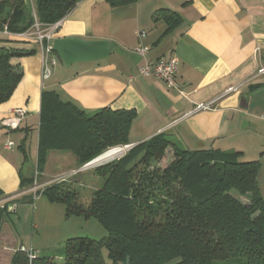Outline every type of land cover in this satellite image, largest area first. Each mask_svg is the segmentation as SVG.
Segmentation results:
<instances>
[{
  "label": "trees",
  "instance_id": "obj_1",
  "mask_svg": "<svg viewBox=\"0 0 264 264\" xmlns=\"http://www.w3.org/2000/svg\"><path fill=\"white\" fill-rule=\"evenodd\" d=\"M82 0L0 1V32L22 34L53 25ZM135 0H106L122 6ZM174 20L173 13L156 12L154 19ZM0 37V43H9ZM34 49L0 47V104L7 102L23 72L11 61L34 55ZM136 113L101 108L87 114L53 91L41 93L37 129V174L51 152H67L82 168L108 150L127 147L123 154L101 162L93 175L102 180L90 203H78L74 181L53 183L40 191L51 204L65 207L67 216L96 220L107 232L100 240L73 238L63 248L64 264H214L242 258L243 264H264V199L257 176L258 161L241 162L240 153L183 150L158 134L130 145L128 137ZM19 128V127H18ZM27 137L22 139L24 151ZM23 190L34 177L18 171ZM235 192L236 195H233ZM9 199L0 189V199ZM22 199L0 206V228ZM34 253V252H33ZM128 260V263H126ZM10 264H54L47 257L29 261L17 250Z\"/></svg>",
  "mask_w": 264,
  "mask_h": 264
},
{
  "label": "crops",
  "instance_id": "obj_2",
  "mask_svg": "<svg viewBox=\"0 0 264 264\" xmlns=\"http://www.w3.org/2000/svg\"><path fill=\"white\" fill-rule=\"evenodd\" d=\"M159 10L173 13L174 20H155ZM137 32L145 37L138 38ZM27 33L16 38L0 32L10 41L0 47L36 51L11 61L23 76L11 98L0 104V189L7 197L28 196L31 189H19L11 137L22 140L37 131L41 93L53 91L87 114L104 107L135 111L131 146L163 134L185 150L240 153L241 162L258 161L257 182L264 199V74H258L264 68V0H135L114 7L106 0H82L60 21L53 40L108 41L109 53L69 67L54 55L62 65L56 60L47 80L41 79L42 53L32 32ZM140 44L149 48L144 58L133 52ZM170 57L177 60V88L139 76L146 62ZM231 87L237 91L223 95ZM216 98L210 110L189 114ZM14 109H23L25 117L19 128L9 130L4 122ZM8 142L13 143L11 149L5 147ZM90 166L73 172L95 181V191L102 182ZM53 180L40 185L44 188Z\"/></svg>",
  "mask_w": 264,
  "mask_h": 264
},
{
  "label": "rangeland",
  "instance_id": "obj_3",
  "mask_svg": "<svg viewBox=\"0 0 264 264\" xmlns=\"http://www.w3.org/2000/svg\"><path fill=\"white\" fill-rule=\"evenodd\" d=\"M25 3L31 10L34 0H25ZM57 63L62 65L58 60ZM11 140L15 145L13 148L16 153L14 162L17 168L23 172L25 177H34L35 181L33 186L30 187L29 195H32L31 198L19 202L15 207V213L10 215L1 225L0 264H10L12 255L21 245L33 251L38 257L50 258L54 264H64L62 255L67 240L73 238L100 240L104 238L107 232L96 220H86L74 215L67 216L63 205L51 204L45 197L37 194L53 183L62 182L63 180L67 182L74 181L79 185L76 186L78 203L87 206L92 198L93 190L91 188L96 187L97 184L95 181H89V176H80L73 172L77 167L75 157L67 152H51L41 166L42 170L37 174V131L34 130L28 135L24 151L21 149L22 140L17 135H13ZM178 146L181 148V145ZM129 148L110 149L106 153L116 155L113 154L101 162L119 156ZM100 163L90 167L94 169ZM49 179L55 180L47 183V186L42 188L41 181ZM100 182H102L101 179ZM232 194L236 195L235 192H232ZM24 195L20 194L9 199L2 198L0 199V206L11 199L20 200ZM102 255L105 264H112L107 258L105 249H103ZM214 264H243V259L235 258L215 262Z\"/></svg>",
  "mask_w": 264,
  "mask_h": 264
},
{
  "label": "built area",
  "instance_id": "obj_4",
  "mask_svg": "<svg viewBox=\"0 0 264 264\" xmlns=\"http://www.w3.org/2000/svg\"><path fill=\"white\" fill-rule=\"evenodd\" d=\"M60 21L56 22L53 25H49L45 27L41 26L38 23H35L33 25V28L29 30L32 32L30 36L37 43L43 56L42 69H41L42 80L49 79L51 75L52 67L56 63L54 54L52 52V42H53L54 32L59 26ZM3 32L8 36L16 37V38H21L28 34L27 32L22 34H11L7 32L6 28H4ZM136 36L140 39H143L145 37V33L137 32ZM148 51L149 48L141 44L133 49L134 53H136L137 55L143 58L145 57ZM176 73H177V60L174 57H170L166 60H159L154 64L146 62L138 70L139 76L143 78H156L159 81L163 82L168 88H177L175 82ZM258 74H264V68L259 70ZM234 91H237V87L228 88L223 93V95ZM216 100H218V98L208 103H202L196 105L194 109L189 112V114H194L199 111L210 110L212 108L213 103L216 102ZM24 117H25V111L23 109H14L12 111V117L4 122V126L9 130H16L19 127L21 121L24 119ZM5 147L6 149H11L13 147V143L8 142L6 143ZM126 148H129V146H127ZM18 250L24 253L29 259V261L34 259L33 251L28 250L26 247L21 245Z\"/></svg>",
  "mask_w": 264,
  "mask_h": 264
},
{
  "label": "water",
  "instance_id": "obj_5",
  "mask_svg": "<svg viewBox=\"0 0 264 264\" xmlns=\"http://www.w3.org/2000/svg\"><path fill=\"white\" fill-rule=\"evenodd\" d=\"M109 48L108 41L65 38L54 39L52 42L53 54L67 67L79 62L101 60L108 55Z\"/></svg>",
  "mask_w": 264,
  "mask_h": 264
},
{
  "label": "bare ground",
  "instance_id": "obj_6",
  "mask_svg": "<svg viewBox=\"0 0 264 264\" xmlns=\"http://www.w3.org/2000/svg\"><path fill=\"white\" fill-rule=\"evenodd\" d=\"M113 154H114V153H110V154H107V153H106V155H104V156H100L99 158L93 160L91 163H89V165H95V164H97V163H100V162L103 161L104 159H106V158L112 156ZM114 155H116V154H114Z\"/></svg>",
  "mask_w": 264,
  "mask_h": 264
}]
</instances>
